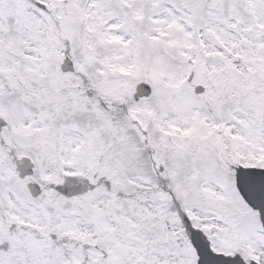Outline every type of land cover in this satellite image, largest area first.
<instances>
[{"label": "snow or ice", "instance_id": "6c2138e0", "mask_svg": "<svg viewBox=\"0 0 264 264\" xmlns=\"http://www.w3.org/2000/svg\"><path fill=\"white\" fill-rule=\"evenodd\" d=\"M0 264H264V0H0Z\"/></svg>", "mask_w": 264, "mask_h": 264}]
</instances>
